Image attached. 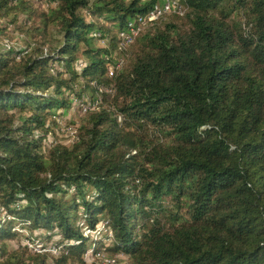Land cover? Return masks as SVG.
<instances>
[{
  "label": "trees",
  "instance_id": "obj_1",
  "mask_svg": "<svg viewBox=\"0 0 264 264\" xmlns=\"http://www.w3.org/2000/svg\"><path fill=\"white\" fill-rule=\"evenodd\" d=\"M156 2L0 0L28 36L5 44L0 26V264H96L91 247L127 257L112 264H264V0H182L128 61L117 33ZM99 87L72 141L51 137ZM16 227L62 251L11 246L30 238Z\"/></svg>",
  "mask_w": 264,
  "mask_h": 264
},
{
  "label": "built area",
  "instance_id": "obj_2",
  "mask_svg": "<svg viewBox=\"0 0 264 264\" xmlns=\"http://www.w3.org/2000/svg\"><path fill=\"white\" fill-rule=\"evenodd\" d=\"M185 8L183 7L182 0H158V2L154 3L150 9H148L146 12L143 13H136L131 17L125 26L118 31L117 38H118V50L122 53H124V57L127 56L125 53L129 46H131L137 37L149 26L154 23H157L158 21L165 19L167 16L171 14H179L182 15L184 13ZM124 57H119L116 62L110 63L106 67V73L109 77H113L115 72L120 70L122 66L125 63ZM82 65V63H79V67ZM101 88V89H100ZM104 88V89H102ZM100 89L97 91V98L94 100L91 99H73V106L75 109H77L82 115L85 114L88 111H91L95 108H97L98 104L101 102L102 98V92L108 91L110 92V88L106 87H99ZM58 119V118H57ZM58 124L63 126L64 123L59 122L57 120ZM62 131L65 130L71 134L74 133L73 126H63L61 129ZM2 219L9 218V216L2 215ZM99 225V226H98ZM108 227L109 231L104 236L105 240L112 241L113 236L110 230V227L106 221L99 222L94 228H90L88 225H86L84 222L81 223L80 227L82 230V233L85 236H89V233L99 232V230H102L105 233V228ZM84 229V230H83ZM103 235V234H102ZM23 242V245H26L29 250L37 253H43L47 252L53 256H57L62 251L61 245H58L56 240L49 242L46 244L44 241L35 240V238L30 237L26 238ZM96 239V238H94ZM83 259L90 263L95 261L96 264H112L115 261V257L107 255L105 251H95L94 248L87 249L83 254Z\"/></svg>",
  "mask_w": 264,
  "mask_h": 264
},
{
  "label": "rangeland",
  "instance_id": "obj_3",
  "mask_svg": "<svg viewBox=\"0 0 264 264\" xmlns=\"http://www.w3.org/2000/svg\"><path fill=\"white\" fill-rule=\"evenodd\" d=\"M19 17L22 18V19L25 18L23 15H19ZM172 19H174L173 16H167L165 19H162V20L158 21L156 24L157 25H163V23L168 22L169 20H172ZM7 22H8L7 18L0 17V26L1 27L9 26L8 27L9 33L7 35H5V34L3 35L4 38H3L2 42H4L5 44H10V45L11 44H17L18 46L22 47L23 43H22V39L21 38H27L28 37V36H25V33H24V30H25L24 28L25 27L24 28H22V27L21 28H17L16 26H14L12 24H9ZM48 33H49L48 34L49 37L47 39L50 42H55L56 41V37H57L56 31H54L53 28L52 29L49 28ZM99 44L107 45V41L106 40H99ZM135 46H136V43L134 42L127 49V53H128V56H129L128 61H129L130 55H131V54L129 55V51H132L135 48ZM100 89H98V92H100L99 91ZM102 89H104V88H102ZM89 96H90L89 94L85 95V99H88ZM83 116L84 115H82L77 109H75L74 107H71V109L68 110V113H66L64 115H60L57 120L59 122H62V124L64 123L63 126H70L71 125L75 129L76 125L80 123V121L83 118ZM63 126H61L59 124H58V126H54V132L52 133L51 137L56 138V140H58V141H62V142H66V143L71 142L72 139L74 138L75 130H74V133L71 134V133H69V132H67L65 130L62 131L61 129L63 128ZM76 223L80 226L81 223H83V220L78 219V220H76ZM103 228H105V230H106L105 233L102 230H99V232L89 233V235L93 239L94 238L101 239L109 231V228L107 226L104 227V225H103ZM16 230L20 231L21 233H24L25 234L24 236L28 235L30 237L35 238V240L44 241L42 239V237H40V235L38 236V234L42 233L40 230H34L33 233H31L30 231H28L25 228H17L16 227ZM35 235H37L38 237H36ZM59 239H60L59 236H55V237H53V239L51 241H47L46 244L49 243V242L55 241V240H59ZM25 240H26L25 237L18 236L17 239L10 240V244H11V246L16 247L17 244H23V242ZM106 254L108 255V253H106ZM114 257L115 258H120V259H122L124 261L127 260V257L125 255H122V254L114 255ZM51 258H53L52 255H51Z\"/></svg>",
  "mask_w": 264,
  "mask_h": 264
}]
</instances>
